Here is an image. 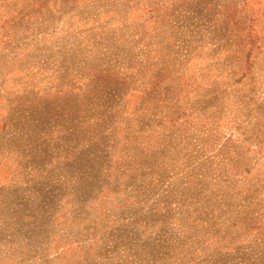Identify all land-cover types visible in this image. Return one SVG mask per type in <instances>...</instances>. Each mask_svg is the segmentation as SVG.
Returning a JSON list of instances; mask_svg holds the SVG:
<instances>
[{"label":"rangeland","instance_id":"rangeland-1","mask_svg":"<svg viewBox=\"0 0 264 264\" xmlns=\"http://www.w3.org/2000/svg\"><path fill=\"white\" fill-rule=\"evenodd\" d=\"M0 264H264V0H0Z\"/></svg>","mask_w":264,"mask_h":264},{"label":"trees","instance_id":"trees-1","mask_svg":"<svg viewBox=\"0 0 264 264\" xmlns=\"http://www.w3.org/2000/svg\"><path fill=\"white\" fill-rule=\"evenodd\" d=\"M247 30H248V40L250 42L249 46H253L255 45L258 41V35H257V30L254 26V17L251 15L250 19L248 20V24H247ZM247 61V59H246ZM245 61V63H246Z\"/></svg>","mask_w":264,"mask_h":264}]
</instances>
